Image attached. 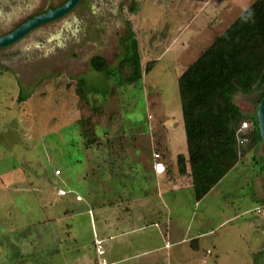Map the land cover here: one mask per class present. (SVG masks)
Wrapping results in <instances>:
<instances>
[{"label": "rangeland", "instance_id": "374dc122", "mask_svg": "<svg viewBox=\"0 0 264 264\" xmlns=\"http://www.w3.org/2000/svg\"><path fill=\"white\" fill-rule=\"evenodd\" d=\"M66 1L0 0V37ZM254 1L80 0L65 16L0 47V264H85L71 258L75 235L88 245L84 250L98 255L84 179V146L91 142L129 141L140 131L144 156L155 161L157 151L167 165L159 182L183 179L176 171L177 155L186 153L178 76ZM94 55L107 59L112 71L127 60L123 71H115L124 77L106 79L94 71ZM128 74L141 77L132 83L124 79ZM81 79L83 98L76 92ZM231 101L246 115L258 108L256 93H235ZM244 122L245 130L251 127ZM261 155L262 146L246 154L204 203L186 200L180 222L206 233L199 256L208 263L197 264L255 263L248 250L259 238L253 228L261 217L247 186ZM107 183L104 198L115 201L119 183ZM58 189L68 195L59 198ZM181 193L188 197L191 190ZM67 200L76 207L68 206L75 211L68 221L60 218ZM70 222L74 234L62 232Z\"/></svg>", "mask_w": 264, "mask_h": 264}, {"label": "crops", "instance_id": "0c3cea01", "mask_svg": "<svg viewBox=\"0 0 264 264\" xmlns=\"http://www.w3.org/2000/svg\"><path fill=\"white\" fill-rule=\"evenodd\" d=\"M179 124L177 122V126ZM121 133L126 134V131ZM133 133L129 141H113L105 144L91 142L84 146V179L88 181V195L94 207L92 212L95 213L94 221L90 219V226L92 237L95 238L94 251L98 255L95 253L96 256H94V252L90 255L89 251L84 250L88 245L79 243L78 237L73 235L74 224L70 222V224L65 223L61 229L62 232L67 230L68 234L69 231H73L70 235L74 236L77 252L75 257L71 256V258L75 259V263L83 261L85 264L208 263L205 255L199 256L200 251H205L203 238L206 233L199 228L194 229L188 223L185 225L180 222L184 206L185 209L189 207L186 200L188 199L189 203L190 199L194 198L190 178L187 175H181L183 179L176 178L174 182L171 177H168L160 183L161 175L167 170L166 163L159 161L161 154L157 151L153 155L155 161L151 162L145 157L143 144L140 142L142 134L140 131ZM94 151L101 152L97 154ZM186 153L180 154L186 155ZM261 156L264 157V155ZM157 164L160 166L156 169ZM237 166L239 162L232 170ZM160 168H163V171L160 172ZM176 171L178 173L177 164ZM61 174L62 172L57 176ZM106 181L119 183L117 191L118 188L120 190L116 193L115 201H107L104 198V194L108 193L107 188L110 189V183L106 184ZM220 182L199 203H204L217 190ZM247 187H251L249 189L252 193L251 199L259 204L254 211L261 217L259 224L253 228L259 238L254 240L255 242L250 241L251 246L248 251L255 258L254 264H264V210L261 209L264 207V171L256 170V173L250 176V184ZM184 188L191 190L188 197L181 193ZM67 195L68 193L63 196L57 194L59 198ZM96 196H99V199ZM68 200L63 203V210L60 212L62 213L60 218L66 221L74 215L75 211L71 208L76 209ZM75 201L80 202L82 199L76 195ZM257 209H260L261 213H258ZM115 237L119 238L117 242L113 241ZM58 244L60 247L53 253H60L63 241L59 240ZM102 245L104 246L101 248ZM213 250L208 249L206 253L212 254ZM69 251L72 253L70 249ZM215 256L217 260V255Z\"/></svg>", "mask_w": 264, "mask_h": 264}, {"label": "trees", "instance_id": "16d2710c", "mask_svg": "<svg viewBox=\"0 0 264 264\" xmlns=\"http://www.w3.org/2000/svg\"><path fill=\"white\" fill-rule=\"evenodd\" d=\"M124 61L115 71L124 70ZM90 66L106 79L124 77L99 56ZM128 75L124 79L132 83L141 77ZM84 85L82 79L76 83L81 98ZM177 85L187 153L177 155L176 164L178 173L190 178L194 198L200 201L246 154L262 146L256 113H242L231 97L256 93L258 105L264 98V0H255L217 36L178 76ZM244 119L251 127L238 133Z\"/></svg>", "mask_w": 264, "mask_h": 264}, {"label": "water", "instance_id": "95a60500", "mask_svg": "<svg viewBox=\"0 0 264 264\" xmlns=\"http://www.w3.org/2000/svg\"><path fill=\"white\" fill-rule=\"evenodd\" d=\"M79 1L80 0H67L58 8L49 9L48 11L27 20L12 32L0 37V47L9 46L24 37L33 29L65 16L79 3ZM256 118L264 155V98L258 105Z\"/></svg>", "mask_w": 264, "mask_h": 264}, {"label": "built area", "instance_id": "2783aa9c", "mask_svg": "<svg viewBox=\"0 0 264 264\" xmlns=\"http://www.w3.org/2000/svg\"><path fill=\"white\" fill-rule=\"evenodd\" d=\"M246 127H247V124H246L245 122L242 123L241 128L239 129L238 133H239V132H242L243 130H245ZM155 157H157V155H156ZM159 166H160V165L157 164V165H156V169H157ZM54 174L57 176V175L60 174V171H59V170H56V171L54 172ZM57 194L63 196V195L66 194V192L60 189V190H57ZM258 212H259V210H258Z\"/></svg>", "mask_w": 264, "mask_h": 264}, {"label": "flooded vegetation", "instance_id": "af4514ba", "mask_svg": "<svg viewBox=\"0 0 264 264\" xmlns=\"http://www.w3.org/2000/svg\"><path fill=\"white\" fill-rule=\"evenodd\" d=\"M79 2H80V1H79ZM62 5H63V4H62ZM55 8H56V7H51V8H49V9H55ZM57 8H58V7H57ZM49 9H48V10H49ZM48 10H46V11H48ZM131 10H132V9H131ZM46 11H44V12H46ZM132 11H133V10H132ZM44 12H42V13H44ZM42 13H39V14H42ZM39 14H37V15H39ZM34 16H36V15H32V16L27 17V19H26L23 23H25L27 20L33 18ZM23 23H21V24H23ZM21 24H20V25H21ZM20 25H18L17 27H19ZM17 27H16V28H17ZM16 28H15V29H16ZM12 31H13V30H12ZM12 31H10V32H12ZM10 32H9V33H10Z\"/></svg>", "mask_w": 264, "mask_h": 264}, {"label": "bare ground", "instance_id": "6f19581e", "mask_svg": "<svg viewBox=\"0 0 264 264\" xmlns=\"http://www.w3.org/2000/svg\"><path fill=\"white\" fill-rule=\"evenodd\" d=\"M163 171V168L160 169V172Z\"/></svg>", "mask_w": 264, "mask_h": 264}]
</instances>
